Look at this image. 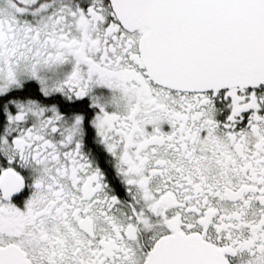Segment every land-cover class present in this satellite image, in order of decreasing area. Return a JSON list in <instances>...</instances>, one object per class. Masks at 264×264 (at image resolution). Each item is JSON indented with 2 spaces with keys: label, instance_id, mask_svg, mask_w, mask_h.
Wrapping results in <instances>:
<instances>
[{
  "label": "snow or ice",
  "instance_id": "snow-or-ice-1",
  "mask_svg": "<svg viewBox=\"0 0 264 264\" xmlns=\"http://www.w3.org/2000/svg\"><path fill=\"white\" fill-rule=\"evenodd\" d=\"M0 264H264V0H0Z\"/></svg>",
  "mask_w": 264,
  "mask_h": 264
}]
</instances>
